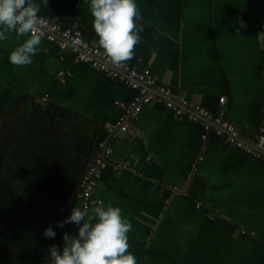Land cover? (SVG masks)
I'll return each mask as SVG.
<instances>
[{
  "label": "crops",
  "instance_id": "1",
  "mask_svg": "<svg viewBox=\"0 0 264 264\" xmlns=\"http://www.w3.org/2000/svg\"><path fill=\"white\" fill-rule=\"evenodd\" d=\"M33 2L39 16L76 24L98 48L89 0ZM135 2L143 32L126 64L148 69L157 83L233 124L251 144L264 94V36L257 35L264 32V0ZM6 35L0 41V119H29L47 96L46 109L92 137V158L107 144L111 151L87 213L94 201L121 209L132 225L129 251L137 264H264L262 160L215 136L212 123L203 140L205 121L178 119L153 89L146 91L153 100L112 140L122 105L138 90L75 61L68 45L43 38L30 64L14 66L8 57L28 37ZM74 207L80 208L78 200ZM66 233L77 236L78 226L68 224Z\"/></svg>",
  "mask_w": 264,
  "mask_h": 264
},
{
  "label": "trees",
  "instance_id": "2",
  "mask_svg": "<svg viewBox=\"0 0 264 264\" xmlns=\"http://www.w3.org/2000/svg\"><path fill=\"white\" fill-rule=\"evenodd\" d=\"M23 117L0 119V264H49L48 249L62 250L68 224L58 223L78 200L93 139L41 107Z\"/></svg>",
  "mask_w": 264,
  "mask_h": 264
},
{
  "label": "clouds",
  "instance_id": "3",
  "mask_svg": "<svg viewBox=\"0 0 264 264\" xmlns=\"http://www.w3.org/2000/svg\"><path fill=\"white\" fill-rule=\"evenodd\" d=\"M48 0H43L46 6ZM93 29L98 37V48L112 63L122 65L134 57L135 46L141 42L142 19L135 0H89ZM40 6L33 0H0V41L6 33L14 32L18 38L28 37L11 51L9 61L17 67L32 62L42 42L43 33L38 16ZM241 27L244 25L241 23ZM264 36V32L257 34ZM91 214L73 207L71 215L58 227L66 224L78 226V235H63V248L52 245L48 249L49 264H137L129 251L128 233L132 225L123 218L121 209L94 201ZM87 217V219H86ZM46 239H54L55 231L48 227Z\"/></svg>",
  "mask_w": 264,
  "mask_h": 264
},
{
  "label": "built area",
  "instance_id": "4",
  "mask_svg": "<svg viewBox=\"0 0 264 264\" xmlns=\"http://www.w3.org/2000/svg\"><path fill=\"white\" fill-rule=\"evenodd\" d=\"M39 17L42 21L40 29L43 33V39L47 42L59 47L68 45L71 48L75 61L87 62L111 78L122 82L134 90H138L139 93L129 103L122 105L123 112L113 126L116 130L111 132L112 140L118 135L127 132L128 121L135 119L142 107L153 100V95L146 93L147 89H153L160 96L161 99L159 101H162L164 107L172 111L178 119L196 121L198 118H201L205 121L202 123L203 140L211 133L210 123H212L217 127L214 131L215 136L225 139L231 146L244 151L253 159L264 162V94L261 97L259 108L260 120L258 129L253 136L252 143L246 144L240 140L237 128L233 124L220 116L212 117L209 111L197 102L187 99L181 92L157 83L148 69L138 70L131 68L126 63L122 65L112 63L103 55V51L82 38L76 24L63 26L41 16ZM60 76L62 77L63 73H60ZM219 103L224 104L225 97H221ZM37 104L38 107L46 109L47 96L42 97L37 101ZM98 149L99 155L91 159L78 185L77 199L80 203V209L86 212L90 208L91 195L99 185L102 169L105 165V157L109 156L111 151L107 144H100Z\"/></svg>",
  "mask_w": 264,
  "mask_h": 264
},
{
  "label": "water",
  "instance_id": "5",
  "mask_svg": "<svg viewBox=\"0 0 264 264\" xmlns=\"http://www.w3.org/2000/svg\"><path fill=\"white\" fill-rule=\"evenodd\" d=\"M37 107H38V105H37ZM46 112L51 113V114H55L57 116H61V114H62L61 112L55 111L54 109H50V108L46 109Z\"/></svg>",
  "mask_w": 264,
  "mask_h": 264
}]
</instances>
